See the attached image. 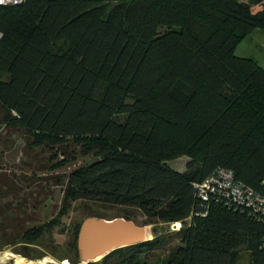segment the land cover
Here are the masks:
<instances>
[{"label":"trees","instance_id":"obj_1","mask_svg":"<svg viewBox=\"0 0 264 264\" xmlns=\"http://www.w3.org/2000/svg\"><path fill=\"white\" fill-rule=\"evenodd\" d=\"M254 6L260 10L252 13ZM255 29L264 33V0L0 7L1 124L29 150L60 156L49 170L89 159L55 181L59 210L42 224L27 227L38 221L36 200L3 201L9 191L0 188V248L40 260L37 241L81 202L82 210L134 208L144 225H180L86 264H238L240 251L246 264H264V224L203 203L192 188L215 168L254 191L264 180V67L234 55ZM180 157L186 162L177 172L167 162ZM89 217L104 219L83 211L70 225V264ZM118 217L135 224L128 213Z\"/></svg>","mask_w":264,"mask_h":264},{"label":"rangeland","instance_id":"obj_2","mask_svg":"<svg viewBox=\"0 0 264 264\" xmlns=\"http://www.w3.org/2000/svg\"><path fill=\"white\" fill-rule=\"evenodd\" d=\"M252 8L254 12L256 6ZM263 34L258 29L253 30L237 45L234 55H239L240 50H249L252 47V40L264 48ZM236 49L238 50L236 51ZM255 53L258 54V51L255 50ZM260 61V66H264V54H261ZM1 118L2 113L0 111V188L9 191L3 201L11 198H27L29 202L36 200L39 205L38 221L33 219V222L29 223L27 227L47 222L56 216L62 199V187L58 186L55 181H63L67 173L79 165L88 163L89 159L76 156L73 162L66 164L60 169L49 170V167L58 162L61 157L57 155L55 156L56 158H51L50 155L52 154L50 153L39 149L29 150L26 147V141L23 136L16 130L4 128L1 124ZM185 160V157H180L168 161L167 165L173 169L181 170ZM82 208L83 204L81 202L72 203L66 216L60 219L59 225L43 233L36 244V248L43 255L40 260L28 261L14 254L13 248L2 247L0 248V264H33L35 262H43L44 264H70L66 260V258L70 259L66 250V243L70 235V225L79 219L83 211H89L101 216L104 218L103 220L120 218L118 216L128 213L137 226L145 228L147 239L151 238L153 232L158 233L164 230L175 231L171 230L172 226L144 225L145 219L134 208H107L99 205H90L88 206L89 210H82ZM179 226L177 225V227ZM162 255L163 252L158 251L155 257L160 258ZM61 259L64 261L61 262ZM98 259L96 261H99ZM247 261L248 254L245 251H240L238 264H246Z\"/></svg>","mask_w":264,"mask_h":264},{"label":"built area","instance_id":"obj_3","mask_svg":"<svg viewBox=\"0 0 264 264\" xmlns=\"http://www.w3.org/2000/svg\"><path fill=\"white\" fill-rule=\"evenodd\" d=\"M23 1L2 0L0 7L17 6ZM192 188L199 201L220 203L225 208L234 211H246L253 219L264 224V180L260 189L254 191L237 181L229 170L215 168L202 181L192 184ZM171 226L172 230L179 228L176 224ZM261 247L264 249V239L261 241Z\"/></svg>","mask_w":264,"mask_h":264},{"label":"water","instance_id":"obj_4","mask_svg":"<svg viewBox=\"0 0 264 264\" xmlns=\"http://www.w3.org/2000/svg\"><path fill=\"white\" fill-rule=\"evenodd\" d=\"M149 240L146 230L122 218L103 220L95 217L84 219L76 235L78 264L94 262L114 249ZM98 259V260H99Z\"/></svg>","mask_w":264,"mask_h":264},{"label":"crops","instance_id":"obj_5","mask_svg":"<svg viewBox=\"0 0 264 264\" xmlns=\"http://www.w3.org/2000/svg\"><path fill=\"white\" fill-rule=\"evenodd\" d=\"M259 10H260V6H256V10L254 12H257ZM254 12L252 11V13H254ZM262 36H264V34ZM251 43H252V47L249 50H247V51L240 50V52L238 53L239 55L235 54V56L236 57H239V58H250V59H253L260 66V64H259V63H261L260 56H261V54L262 55L264 54V48H263L262 45L257 44L254 40H252ZM237 50L238 49H236V51ZM255 50L258 51V54L255 53ZM250 53H255V54H250ZM260 67H264V66H260ZM185 162H186V160H185ZM185 162H184V164H185ZM183 169H184V165L182 166V169L181 170H177V169H173V170H175L177 172H182Z\"/></svg>","mask_w":264,"mask_h":264},{"label":"bare ground","instance_id":"obj_6","mask_svg":"<svg viewBox=\"0 0 264 264\" xmlns=\"http://www.w3.org/2000/svg\"><path fill=\"white\" fill-rule=\"evenodd\" d=\"M176 227H177V223H176ZM63 261H64V260H63ZM61 262H62V261H61ZM61 262H60V263H61ZM33 264H44V263H43V262H37V263L35 262V263H33Z\"/></svg>","mask_w":264,"mask_h":264},{"label":"snow or ice","instance_id":"obj_7","mask_svg":"<svg viewBox=\"0 0 264 264\" xmlns=\"http://www.w3.org/2000/svg\"><path fill=\"white\" fill-rule=\"evenodd\" d=\"M0 2H2V0H0Z\"/></svg>","mask_w":264,"mask_h":264}]
</instances>
